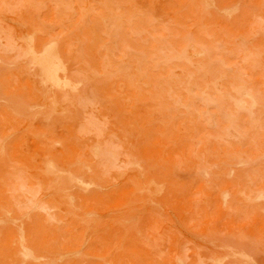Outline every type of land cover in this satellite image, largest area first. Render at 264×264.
<instances>
[{
	"label": "rangeland",
	"instance_id": "rangeland-1",
	"mask_svg": "<svg viewBox=\"0 0 264 264\" xmlns=\"http://www.w3.org/2000/svg\"><path fill=\"white\" fill-rule=\"evenodd\" d=\"M0 264H264V0H0Z\"/></svg>",
	"mask_w": 264,
	"mask_h": 264
},
{
	"label": "bare ground",
	"instance_id": "bare-ground-1",
	"mask_svg": "<svg viewBox=\"0 0 264 264\" xmlns=\"http://www.w3.org/2000/svg\"><path fill=\"white\" fill-rule=\"evenodd\" d=\"M51 58L50 57H47V58H41L40 59V63L42 65V67L45 69L46 72H48V75L50 78H52V75H50L52 72H51V69L49 68V65L51 64ZM56 71V70H55ZM56 74V73H55ZM57 75V74H56ZM53 84V83H52Z\"/></svg>",
	"mask_w": 264,
	"mask_h": 264
}]
</instances>
